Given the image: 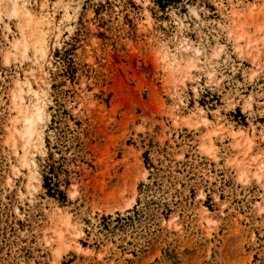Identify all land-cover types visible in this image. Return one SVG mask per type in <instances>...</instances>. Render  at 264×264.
I'll use <instances>...</instances> for the list:
<instances>
[{
	"label": "rangeland",
	"instance_id": "rangeland-1",
	"mask_svg": "<svg viewBox=\"0 0 264 264\" xmlns=\"http://www.w3.org/2000/svg\"><path fill=\"white\" fill-rule=\"evenodd\" d=\"M0 264H264V0H0Z\"/></svg>",
	"mask_w": 264,
	"mask_h": 264
},
{
	"label": "bare ground",
	"instance_id": "bare-ground-1",
	"mask_svg": "<svg viewBox=\"0 0 264 264\" xmlns=\"http://www.w3.org/2000/svg\"><path fill=\"white\" fill-rule=\"evenodd\" d=\"M10 1H11V7H12L13 12H16L17 11L18 3L21 0H10ZM36 111H41V110L40 109L38 110L36 108ZM21 113H22V111H21ZM23 118H24V121H25L26 126H27V129H26V131L24 133V136H30L31 137V130H30V128L34 124L33 119L28 115V112L26 113V117H23Z\"/></svg>",
	"mask_w": 264,
	"mask_h": 264
}]
</instances>
